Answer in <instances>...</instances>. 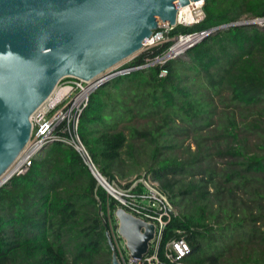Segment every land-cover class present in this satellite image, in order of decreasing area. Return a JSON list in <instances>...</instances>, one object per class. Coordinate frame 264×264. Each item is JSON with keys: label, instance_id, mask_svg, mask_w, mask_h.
<instances>
[{"label": "trees", "instance_id": "obj_1", "mask_svg": "<svg viewBox=\"0 0 264 264\" xmlns=\"http://www.w3.org/2000/svg\"><path fill=\"white\" fill-rule=\"evenodd\" d=\"M202 11V21L174 27L169 38L263 18L264 0H204ZM170 45L140 53L125 68L162 56ZM185 56L187 61L120 76H146L149 93L145 101L142 91L127 88V96L121 94L125 107L114 121L104 119L106 104L91 109V94L79 121L80 139L113 182L125 147L131 161L120 178L141 167L119 124L144 115L152 123L160 115L147 131L130 130L144 140L141 149L150 150L144 175L178 212L164 243L181 230L191 250L187 264H264V30H217ZM191 135L193 151L173 140ZM116 206L75 151L52 144L25 175L0 188V264H111L104 220L107 208L113 212ZM208 249L214 252L208 255Z\"/></svg>", "mask_w": 264, "mask_h": 264}, {"label": "water", "instance_id": "obj_2", "mask_svg": "<svg viewBox=\"0 0 264 264\" xmlns=\"http://www.w3.org/2000/svg\"><path fill=\"white\" fill-rule=\"evenodd\" d=\"M196 1L0 0V177L27 144L31 115L62 79L90 81L116 67L159 22L174 26L177 8ZM115 217L130 256L142 259L154 227L122 208Z\"/></svg>", "mask_w": 264, "mask_h": 264}, {"label": "built area", "instance_id": "obj_3", "mask_svg": "<svg viewBox=\"0 0 264 264\" xmlns=\"http://www.w3.org/2000/svg\"><path fill=\"white\" fill-rule=\"evenodd\" d=\"M202 6L203 4L196 10L192 9L189 22H180L178 19L179 22L175 26L159 27L146 39L140 53L167 42L171 43L169 49L162 56L134 68L117 65L90 81L74 78L62 79L49 97L31 115L29 140L11 165L10 171L8 170L10 175L0 184V188L10 178L25 175L41 150L52 144H61L76 152L97 185L106 192L108 198L115 200L117 203L113 212H110L107 208L104 223L107 226L106 237L111 241L112 251L116 254L118 264H187L185 260L189 257L191 250L185 239L179 237L182 234L181 230H176L174 237L164 243L167 226L172 219L178 217V212L170 203L167 195L161 192L158 183L153 181L150 176L144 175L134 180L128 187H117L113 182L102 176L80 139L79 121L82 112L88 105L90 95L116 77L148 69L154 65H164L170 60L179 59L189 49L221 28H228L233 25H250L264 29V17L250 18L216 29L180 34L169 38L168 34L174 27L178 25L191 26L202 21L204 19ZM165 75V71L160 72V77ZM119 208H122L134 218L154 227V236L149 243L148 252L140 260L130 256L126 249L125 240L118 233L119 222L115 217V211ZM121 239L123 240L122 246L120 244Z\"/></svg>", "mask_w": 264, "mask_h": 264}, {"label": "rangeland", "instance_id": "obj_4", "mask_svg": "<svg viewBox=\"0 0 264 264\" xmlns=\"http://www.w3.org/2000/svg\"><path fill=\"white\" fill-rule=\"evenodd\" d=\"M195 12H197V11H195ZM195 12H194V14H195ZM242 20H246V19L244 18ZM223 29H227V28H221L218 30H223ZM262 30H264V29H262ZM140 52L137 55H139ZM132 58H129V59L123 61L122 63L119 64V66L125 67L132 60ZM179 59H181L183 61H187V57L185 55ZM146 80H147L146 76H127V77H116V78L112 79L111 81H109V83L102 85V87L99 88L98 90H96L95 93L94 92L92 93L94 96V100H93V103H91V109L99 106V104H106L108 109L105 110L103 113L104 119H107V121H109V122L114 121L116 119V117H118L119 113L122 111L121 107H123V108L125 107L126 102H125V100H122L121 94L122 93L125 94V96L123 95V98H125L127 96L126 95L127 92H125L127 90V88H132V90L136 88V89H138L139 92L142 91V93H143L142 96L144 97L145 101L147 100V93H149V89L147 88V86L145 84ZM134 95H135L134 93H130L131 97H134ZM112 107L114 108L113 111H111ZM160 110H161V108H160ZM160 119H161L160 115L158 117H155L154 121H153L154 122L153 125L159 124ZM149 121H150V119L144 115L143 117L135 118V120H132L129 123H126L125 121L121 122V124H119V126L117 127L118 130H121L125 133V135L128 139V143H130L133 146L136 153H139L137 158H139V161L141 163V167L139 168V171L136 173V175L127 176L126 178H120V174H122V173L126 174L127 170L129 171V167L126 168V166L128 164H130V161H131V159L127 155V150L125 147L124 150L122 151L121 162L116 164L115 171H114L115 179L113 181V184L116 185L117 187H126L127 185L132 184L134 182V180L141 178L142 176H144V173L147 172V167H148V165H150V160H149L150 150L147 148H143V150L141 149L142 148V142H144V140L142 138L132 137L130 128L133 127L134 129H137L139 131H147L148 129H150L149 125H151L153 123V122L149 123ZM172 123H174L178 126H184V124H182L178 120H175ZM98 128H99V126L97 127V129ZM173 140H175L177 142V144L181 145L180 149L188 147L192 151L195 150V148H194L195 143H194L192 135L186 137L183 140L178 138V137H177V139L175 138ZM163 144H166V143L163 142ZM174 153L177 155L180 154L177 151H175ZM166 157H167V155L162 153V158H166ZM148 176H150V175H148ZM120 244L122 246V244H123L122 239L120 240ZM213 252H214V250L210 251L208 249V255L213 253Z\"/></svg>", "mask_w": 264, "mask_h": 264}, {"label": "bare ground", "instance_id": "obj_5", "mask_svg": "<svg viewBox=\"0 0 264 264\" xmlns=\"http://www.w3.org/2000/svg\"><path fill=\"white\" fill-rule=\"evenodd\" d=\"M202 4H203V0H199V1H196V2H190L189 4H187L185 6L177 8L175 24H177L179 21L180 22H184V21L185 22H189L191 20V11H192V9L196 10ZM178 16H180V17L178 18ZM178 19H179V21H178ZM167 22L168 21L159 22V24H158L159 26L158 27L172 26V25H170V23H167ZM175 24H174V26H175ZM145 42H146V39L143 41L142 48H143ZM142 48L137 50V51H135V52L133 51L132 54H130L127 57L123 58L121 61H119L118 64L122 63L123 61H125V60H127L129 58H132L133 56H136L142 50ZM10 167H9V169H10ZM8 170L0 177V184L3 183L7 179V177H9V175H10L9 171L10 170L9 171Z\"/></svg>", "mask_w": 264, "mask_h": 264}]
</instances>
